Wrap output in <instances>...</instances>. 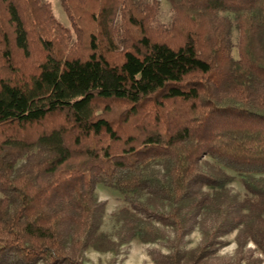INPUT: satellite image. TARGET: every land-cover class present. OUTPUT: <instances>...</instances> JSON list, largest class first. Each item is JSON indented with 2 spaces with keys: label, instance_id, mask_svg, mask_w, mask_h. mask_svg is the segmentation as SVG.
<instances>
[{
  "label": "trees",
  "instance_id": "1",
  "mask_svg": "<svg viewBox=\"0 0 264 264\" xmlns=\"http://www.w3.org/2000/svg\"><path fill=\"white\" fill-rule=\"evenodd\" d=\"M167 1L163 23L159 0H61L68 27L48 0H0V264L136 238L165 240L156 264H264V0ZM99 185L128 201L116 241Z\"/></svg>",
  "mask_w": 264,
  "mask_h": 264
},
{
  "label": "rangeland",
  "instance_id": "2",
  "mask_svg": "<svg viewBox=\"0 0 264 264\" xmlns=\"http://www.w3.org/2000/svg\"><path fill=\"white\" fill-rule=\"evenodd\" d=\"M52 4L53 12L55 16L66 26L71 27V22L68 15L63 9L61 0H48ZM160 1L159 19L163 23H168L171 20L172 10L169 2L167 0ZM237 38L238 32L236 28L233 29L232 39L235 44L234 53L237 55ZM231 174L234 179L228 184V188L231 192L239 199H244L247 196V191L245 190L241 178L239 175L232 171H227ZM97 197L100 201L105 202V214L101 223V231L108 234L114 241L117 240L118 230L120 227L119 221L116 217L118 211L128 205L126 196L123 193L118 192L110 187L99 185L96 189ZM145 197L143 198V200ZM158 200V201H157ZM156 200L161 207H167V202ZM168 235L172 237L173 233L171 228L166 227ZM237 231L226 234L221 238L222 243L220 244L219 250L216 252L215 256L217 258H231L236 255L237 242H236ZM202 239L201 230L196 227L191 234L185 238L184 249L189 250L195 248L200 240ZM247 248L256 249L254 243L249 242L246 245ZM160 250L162 253H167L168 248L166 246L165 240H159L154 243L142 242L138 238L131 241L121 247L120 251L115 253L113 251H97L95 249H88L85 252L86 262L88 264H156L153 259L152 250ZM255 255L262 258L264 263V254L259 250L255 251Z\"/></svg>",
  "mask_w": 264,
  "mask_h": 264
}]
</instances>
